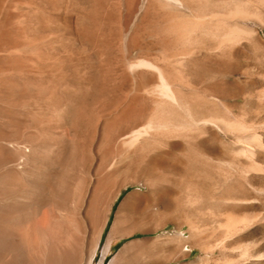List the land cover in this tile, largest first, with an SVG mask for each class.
<instances>
[{
	"label": "rangeland",
	"instance_id": "rangeland-1",
	"mask_svg": "<svg viewBox=\"0 0 264 264\" xmlns=\"http://www.w3.org/2000/svg\"><path fill=\"white\" fill-rule=\"evenodd\" d=\"M0 264H264V0H0Z\"/></svg>",
	"mask_w": 264,
	"mask_h": 264
},
{
	"label": "bare ground",
	"instance_id": "bare-ground-1",
	"mask_svg": "<svg viewBox=\"0 0 264 264\" xmlns=\"http://www.w3.org/2000/svg\"><path fill=\"white\" fill-rule=\"evenodd\" d=\"M108 247H109V245H108ZM108 247H107V248H108Z\"/></svg>",
	"mask_w": 264,
	"mask_h": 264
}]
</instances>
